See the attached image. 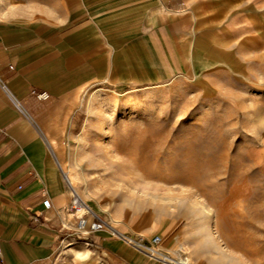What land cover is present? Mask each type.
Returning a JSON list of instances; mask_svg holds the SVG:
<instances>
[{
  "label": "rangeland",
  "instance_id": "1",
  "mask_svg": "<svg viewBox=\"0 0 264 264\" xmlns=\"http://www.w3.org/2000/svg\"><path fill=\"white\" fill-rule=\"evenodd\" d=\"M30 3L55 15L48 0ZM214 13L208 0H185L140 35L156 83L121 74L131 61L115 45V70L81 92L61 167L105 225L87 239L64 229L54 264H112L94 241L128 246L114 229L158 234L191 264H264V22Z\"/></svg>",
  "mask_w": 264,
  "mask_h": 264
},
{
  "label": "crops",
  "instance_id": "2",
  "mask_svg": "<svg viewBox=\"0 0 264 264\" xmlns=\"http://www.w3.org/2000/svg\"><path fill=\"white\" fill-rule=\"evenodd\" d=\"M48 1L55 15L30 0H0V264H54L71 200L59 143L71 124L73 106L86 87L115 70V45H122L123 54L116 58L131 61L128 66L118 63L121 74L132 70L137 81L156 83L140 35L175 17L185 2ZM208 3L214 6L215 22L217 17L242 20L241 13L249 11L259 13L252 18L263 26L264 0ZM43 189L51 200L48 209L42 204ZM73 221L68 217L71 226ZM94 242L112 264L176 263L152 258L104 234Z\"/></svg>",
  "mask_w": 264,
  "mask_h": 264
},
{
  "label": "built area",
  "instance_id": "3",
  "mask_svg": "<svg viewBox=\"0 0 264 264\" xmlns=\"http://www.w3.org/2000/svg\"><path fill=\"white\" fill-rule=\"evenodd\" d=\"M11 67V65H10ZM2 88L5 90L12 103L16 108L22 111V107L17 100V98L7 89L4 82H1ZM40 96H44L43 93H40ZM42 204L45 209L51 207V200L47 194V191L43 189L42 191ZM83 205L85 211L80 212L78 206ZM66 213L69 215L70 219H73L72 226L68 227L65 224H62V227L65 229L73 230L74 233L80 238L87 239L91 233L102 230L105 223L104 221L92 214L88 208L83 204V200L74 192H71V200L69 204L65 207ZM90 215V216H89ZM34 220L38 219V215L35 214L32 216ZM113 235L119 237L125 243L134 246L139 251L144 253H150V251L155 250L156 246L161 242L162 238L160 235L155 234L150 237H145L144 235H130L127 233H112ZM29 264V263H27Z\"/></svg>",
  "mask_w": 264,
  "mask_h": 264
},
{
  "label": "bare ground",
  "instance_id": "4",
  "mask_svg": "<svg viewBox=\"0 0 264 264\" xmlns=\"http://www.w3.org/2000/svg\"><path fill=\"white\" fill-rule=\"evenodd\" d=\"M66 173V180L67 183L72 187L71 192H74L75 194H78L77 190L75 189L77 186V178L74 174V172H72L71 170H68L65 172ZM76 186V187H75ZM80 197V196H79ZM81 199L83 200V204L88 208L87 203L85 202V200L81 197ZM79 211L83 212L85 211V207L81 204L78 206ZM89 210V209H88ZM92 214L97 215L96 213H94L91 209L89 210ZM111 233H121L118 230H112ZM132 246V245H131ZM134 247V246H133ZM137 249V248H136ZM149 256H151L152 258H156V259H161V260H166V261H175L177 264H191L189 262V260L187 259V257H184L182 255H177V258L170 256L168 253H166L165 251H163L160 247V245L156 246L155 250L150 251V253H146Z\"/></svg>",
  "mask_w": 264,
  "mask_h": 264
}]
</instances>
